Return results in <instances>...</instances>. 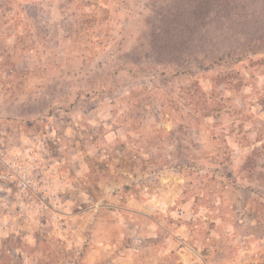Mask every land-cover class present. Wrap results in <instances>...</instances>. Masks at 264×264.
I'll list each match as a JSON object with an SVG mask.
<instances>
[{"label":"rangeland","instance_id":"374dc122","mask_svg":"<svg viewBox=\"0 0 264 264\" xmlns=\"http://www.w3.org/2000/svg\"><path fill=\"white\" fill-rule=\"evenodd\" d=\"M22 159L65 224L0 178V264H264V0H0Z\"/></svg>","mask_w":264,"mask_h":264},{"label":"built area","instance_id":"2783aa9c","mask_svg":"<svg viewBox=\"0 0 264 264\" xmlns=\"http://www.w3.org/2000/svg\"><path fill=\"white\" fill-rule=\"evenodd\" d=\"M39 165H42L41 161H8L6 170L0 173V178L14 184L16 205L22 216L34 208L38 212L51 213L52 219L58 220L60 213L56 207L63 179L60 180L53 170L39 172ZM58 221L62 226L65 224ZM20 229L25 228L20 226Z\"/></svg>","mask_w":264,"mask_h":264}]
</instances>
